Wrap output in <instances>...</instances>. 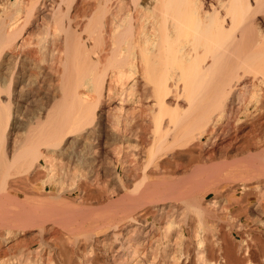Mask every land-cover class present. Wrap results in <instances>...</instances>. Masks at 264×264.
Instances as JSON below:
<instances>
[{"label":"bare ground","instance_id":"obj_1","mask_svg":"<svg viewBox=\"0 0 264 264\" xmlns=\"http://www.w3.org/2000/svg\"><path fill=\"white\" fill-rule=\"evenodd\" d=\"M0 264H264V0H0Z\"/></svg>","mask_w":264,"mask_h":264},{"label":"rangeland","instance_id":"obj_2","mask_svg":"<svg viewBox=\"0 0 264 264\" xmlns=\"http://www.w3.org/2000/svg\"><path fill=\"white\" fill-rule=\"evenodd\" d=\"M222 156H223V157H222ZM222 156H219V155L216 156V157L219 159V163H216V162L218 161L216 157H215V160H217V161L214 160V161H212V162H210V163H212L213 165H217V164L219 165V164H221V162L223 161V160L220 161L221 159H224V158H225V160H226V156H225V157H224V155H222ZM225 160H224V161H225ZM229 160H231V159H229ZM224 161H223V162H224ZM207 164H208V163H207ZM212 164H211V165H212ZM187 175H188V174H187ZM183 176H184V175H183ZM157 213H158V212H157ZM157 213H155L156 216H157L156 218L159 217L157 220H161V218H160L161 216H162V219L165 217V216H164L165 214H164L163 212H161L162 214H161V213H158L159 215H158ZM163 214H164V215H163ZM163 216H164V217H163Z\"/></svg>","mask_w":264,"mask_h":264}]
</instances>
